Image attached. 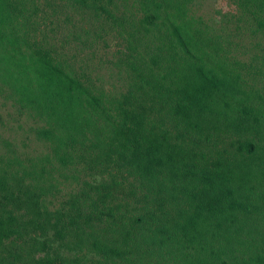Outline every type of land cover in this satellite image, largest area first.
Returning <instances> with one entry per match:
<instances>
[{
    "label": "trees",
    "instance_id": "obj_1",
    "mask_svg": "<svg viewBox=\"0 0 264 264\" xmlns=\"http://www.w3.org/2000/svg\"><path fill=\"white\" fill-rule=\"evenodd\" d=\"M58 1L106 12L103 0ZM187 1L137 0L145 33L161 11L165 19L182 15ZM24 4L0 0L1 80L43 123L37 134L51 142L61 164L76 152L89 171L137 183L144 201L141 214L126 222L116 217L118 206L113 210L107 199L121 182L112 177L106 185L85 183L67 207L48 211L42 188L26 184L25 172L0 173V264H81L51 244L63 246L70 236L79 246L84 229L102 222L112 237L85 240L98 257L94 264H131L139 246L163 249V258L179 264H264V156L258 154L264 108L253 111L237 76L206 59L187 24L171 22L159 54L137 68L128 63L129 88L102 102L62 68L46 40L18 35L20 25L34 24L23 16ZM244 5L264 15V0ZM37 8L32 4L31 12Z\"/></svg>",
    "mask_w": 264,
    "mask_h": 264
},
{
    "label": "rangeland",
    "instance_id": "obj_2",
    "mask_svg": "<svg viewBox=\"0 0 264 264\" xmlns=\"http://www.w3.org/2000/svg\"><path fill=\"white\" fill-rule=\"evenodd\" d=\"M110 1L108 4L103 0L102 5L112 19L93 7L68 2L63 7L58 0H24L22 14L29 16L28 21L34 24L27 30L20 25L18 35L26 34L31 39L34 34L37 40H46L62 68L77 77V82L94 96H102L103 102L126 92L132 81L128 63L137 68L142 60L147 62L150 55L159 54L161 37L168 25L181 22L195 34L207 60L221 61L230 74L237 76V84L249 97L248 105L253 111L256 108L263 111L264 15L259 10L252 13V8H245L244 0H189L181 7L180 16L165 19L161 11L152 25L145 26L149 29L145 33L139 21L142 12L137 0ZM48 2L50 6H45ZM36 3L38 11L33 14L32 4ZM260 121L264 126V116ZM42 125L34 112L17 104L14 91L0 78V173L19 176L25 172L26 184L42 188L41 205L48 211L67 207L72 197L86 190L85 183L106 185L114 177L121 186L111 189L107 201L113 210L118 206L116 217L121 214L126 222L131 216L141 214L138 201H144L143 188L129 178L122 180L121 174L107 176L98 174V170L89 171L92 169H88L85 162L74 158L76 152L75 155L70 153L73 156L70 164H61L60 155L53 153L51 142L37 134ZM243 136L254 141L249 135ZM234 138L236 136H231L226 142ZM258 144V154L264 156V139H259ZM104 225L103 222L92 223L89 229L85 228L86 235H81L79 246L69 236L63 239V246L53 242L51 248L61 257L94 264L98 257L87 249L85 240L99 233L110 239L111 233ZM38 256L40 254L35 255ZM170 258H163V249L151 253L147 247L139 246L132 253L131 264H172V261L179 264Z\"/></svg>",
    "mask_w": 264,
    "mask_h": 264
}]
</instances>
